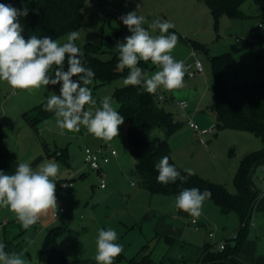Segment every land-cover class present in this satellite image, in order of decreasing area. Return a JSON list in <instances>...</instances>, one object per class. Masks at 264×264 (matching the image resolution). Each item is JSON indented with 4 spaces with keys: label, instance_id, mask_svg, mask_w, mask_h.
<instances>
[{
    "label": "rangeland",
    "instance_id": "1",
    "mask_svg": "<svg viewBox=\"0 0 264 264\" xmlns=\"http://www.w3.org/2000/svg\"><path fill=\"white\" fill-rule=\"evenodd\" d=\"M36 1L19 0L18 3L13 4V7L20 9L26 5L28 10L34 11L37 10ZM171 1L173 2L170 3L169 0H86L83 6L86 23L78 30L80 38L77 42L81 46L88 41L97 43L103 50L100 57L109 58L111 51L116 50L117 43L124 42V38L131 34L120 17L128 12L137 11V15L145 17V27L156 18L167 20L174 24V28H177L184 37L203 44L208 49L207 52L203 50L195 52L190 43L178 42L172 55L176 60L183 61L185 67L198 57L203 63L204 72L197 78H189L185 75L184 87L180 89L169 91L161 88L154 94L164 97L161 100L162 105L174 114L176 121L182 124L178 132L176 131L168 138L176 163L182 169L191 168L205 179L224 184L229 191L235 193L234 178L228 169L224 168L223 163H236L243 158L247 149H259L262 146L261 137L251 131L220 128L217 126V118H214L210 123L214 125L213 129L215 128L210 136L214 141L213 147L207 149L201 147L199 137L198 139L194 137L193 129H189L187 120L192 117L201 128L211 125L200 124L191 111L187 112L189 108L182 109L179 102L184 98L190 101L200 94L202 99L199 105L213 115L215 95L210 65V56L213 55L232 53L235 59L234 64L226 70L228 78L234 84L264 79L262 70L264 60L262 56H259L256 44L264 42V32L262 33L263 28L260 26L259 18L261 7L256 0H244L241 9L248 17L236 19L222 16L217 25L204 0ZM108 4L119 10V16L105 9ZM138 4L140 7L137 9ZM98 13L105 18V21L99 20ZM29 17V13L26 17H20L22 26ZM115 29H119L120 35L114 33ZM258 32L262 34H257ZM68 33L70 32L55 40L60 44L65 43ZM154 34H159L158 30ZM238 37L242 38L240 42L237 41ZM249 40L250 43H248ZM254 40L255 42L251 43ZM157 70L154 66L147 72L151 75ZM126 76H119L107 84L92 88L97 107L104 96H110L113 107L117 109L118 102L114 94L118 88L126 86L123 83ZM40 89L43 92L46 88ZM32 99L39 100L28 91L14 90L6 82L0 81V149L4 152L16 151L21 160L29 148L35 155L44 156L39 165L49 160L56 162L59 165V173L55 178L57 207L62 206L65 211L60 217L54 218L53 209L49 210L36 224L24 229L11 211L0 207V219L14 225L13 228L11 227L13 230L10 236L16 234L18 236L16 241L23 246L21 251L15 253H22L26 264H47L46 255L41 251L46 230L52 226L63 225L71 230L60 240L69 264H97L95 255L98 231L111 228L117 232V243L123 247L120 257L117 256L114 259V264H133L131 259L139 253L144 244H149L151 247L156 244L151 242L156 216L165 213L168 214V219H171V216L177 213L175 201L178 195L151 193L140 183L133 170L135 160L129 150L126 129L119 131V136L110 141L117 155L104 166L107 187L102 188L100 186L102 177L85 161V148L98 147L104 140L95 138L83 127L79 132L64 130L63 134H60V129L56 127L55 115L41 122L37 129L33 128L22 116L30 105L35 103L28 105L26 100ZM165 136V132L160 128L152 131L153 143H157ZM46 150L48 152L66 150V154L65 156H48ZM258 172L263 170L259 168ZM61 183H66V186H61ZM217 210L219 211V207ZM224 216L226 217L220 218L212 225L217 238L228 236L225 238L228 239L230 238L228 231L239 226V219L235 212ZM188 217L187 230H190L194 236V240L190 241L197 245L212 243V241V244H215L216 237H209L206 230L197 233L193 231V226H190V219L193 217L190 215ZM235 233L237 231L234 230L230 235ZM0 243L5 244L1 226ZM162 248V245H156L153 248L152 258L156 261L162 257ZM176 264L195 263L180 261Z\"/></svg>",
    "mask_w": 264,
    "mask_h": 264
},
{
    "label": "trees",
    "instance_id": "2",
    "mask_svg": "<svg viewBox=\"0 0 264 264\" xmlns=\"http://www.w3.org/2000/svg\"><path fill=\"white\" fill-rule=\"evenodd\" d=\"M86 0H37V12H29V20L22 26V35L25 39L35 35L38 38H56L67 32L78 31L86 22L83 13V6ZM213 15L216 24L222 16L244 19L248 17L241 9L244 0H204ZM19 0H0V3L13 4ZM261 7L259 18L263 24L264 32V0H256ZM178 36V42L191 44L196 50L207 52V48L196 40L184 37L175 28L169 29ZM119 35V34H118ZM264 41V40H263ZM77 46L83 52L82 62L85 67L90 68L95 77L89 87L96 88L107 84L115 78L128 75V69H118V50L111 51L109 58H102V46L88 41L82 46L76 41ZM259 49V56L264 59L262 46L264 42L256 43ZM232 53L226 52L220 55L210 56L211 82L214 89V109L217 117V126L220 128H231L237 130L251 131L262 139V147L246 153L241 159L235 172L234 184L236 192L232 193L221 183L213 182L195 173L181 182L167 185L157 181L158 172L155 165L164 157L169 158V163L174 165L181 175H187L173 159L169 137L178 131L181 123L176 121L174 114L165 109L160 96L148 93L139 86H125L115 91L114 98L118 102L117 111L124 117V123L120 126L122 131L126 129L129 150L135 160L134 173L140 183L151 193H163L167 195H179L184 189L198 188L201 191L208 189L213 201L223 214L235 212L239 219V228L234 237L225 239L223 250L214 249V244L206 243L203 246H196L192 243L178 240L174 237H165L169 244L167 253L160 261L150 258L148 245H144L139 253L131 259L133 264H176L177 262H198L206 264H226L224 261L232 260V256L239 253L249 235L250 222L255 203L260 196V190L255 182L256 171L264 165V79L246 81L242 84H234L226 74L227 67L234 64ZM145 71L150 70L154 65L151 62L141 61L138 65ZM64 69L67 70L65 63ZM264 72V68H263ZM74 80L77 77H73ZM47 99V98H46ZM34 105L23 113V118L36 126L52 117L54 113L44 110V103ZM160 128L165 132V138L157 143L152 141V131ZM48 156H65L66 150L61 152H48ZM20 161L15 152L2 151L0 149V170L5 174H14ZM0 226L3 229L5 239V250L9 253L21 251L22 244L16 241V234L10 236L11 222H4L0 219ZM70 228L58 225L47 228L41 248L46 255L47 264H69L67 254L61 245V238L70 233ZM177 252V254H174ZM120 257V255L118 256Z\"/></svg>",
    "mask_w": 264,
    "mask_h": 264
},
{
    "label": "clouds",
    "instance_id": "3",
    "mask_svg": "<svg viewBox=\"0 0 264 264\" xmlns=\"http://www.w3.org/2000/svg\"><path fill=\"white\" fill-rule=\"evenodd\" d=\"M139 7L138 4L137 9ZM27 15L26 5L17 9L0 3V81L14 90L24 91L59 84V94L48 96L43 107L45 111L54 113L60 134L64 130L79 132L83 127L95 138L106 142L119 136L124 117L113 107L110 96H104L99 101V107L96 106L97 101L89 87L95 73L84 66L83 52L75 43L80 38L79 31L68 33L63 44L50 37L38 38L35 35L25 39L20 17ZM120 19L131 33L124 38V42L115 46L118 50V69H128L124 85L142 87L150 94L161 88L171 91L184 87L185 64L172 55L178 36L174 32L169 33V29L175 25L156 18L145 27V17L137 15V11L128 12ZM157 30L159 34H154ZM141 61H150L158 70L149 75L138 66ZM155 167L157 181L164 185L177 180L184 182L195 175L191 168L183 170L187 175H181L169 163L167 156ZM58 173L59 165L51 160L44 161L36 169L29 162H21L14 174H5L0 170V207L11 211L17 222L28 229L43 214L57 208L55 178ZM211 196L208 189H184L177 196L175 206L192 217H199L204 201ZM117 240L118 234L114 229L98 231L97 264H114V259L123 251ZM5 248L6 245L0 243V264H26L22 253H9Z\"/></svg>",
    "mask_w": 264,
    "mask_h": 264
},
{
    "label": "crops",
    "instance_id": "4",
    "mask_svg": "<svg viewBox=\"0 0 264 264\" xmlns=\"http://www.w3.org/2000/svg\"><path fill=\"white\" fill-rule=\"evenodd\" d=\"M164 1H166V0H164ZM169 1H170V3L173 2L171 0H169ZM168 5H169V3H168ZM31 12L36 13L37 10L31 11ZM118 14H119V10H118ZM98 18L101 21H105V18L102 15H100L99 13H98ZM175 29L178 30L177 28H175ZM114 33L120 35L119 29H115ZM257 34H262V33L258 32ZM254 42H255V40L251 41V43H254ZM248 43H250V42L248 41ZM262 50L264 51V46H262ZM262 68H264V65ZM226 74H227V70H226ZM186 75H187V73H186ZM197 76H199V74ZM197 76L189 77V78H197ZM199 81H201V80H199ZM42 87L46 88L45 91H43V92L41 91V89L34 90V91H28L30 95L38 97V99H39L37 101H35L33 99L32 100H26V103L28 105L32 102H35V103H32L29 108H31L34 105L44 101L48 96L53 94L52 92H56L55 94H59V90H60L59 84H57L55 86L49 85V86H42ZM38 92H39V94H38ZM201 99H202V96H200V94H197V96L195 98H193L192 100H190V101L187 100V101H189V104H190L188 107L189 109L187 108L188 109L187 112L191 111L193 113V115H195L194 117H196L199 120V123L205 126V125H209L211 122H213L212 120L214 118H217V117H216V112L214 109L212 110L213 115H211V112H208V111L206 112V110L203 109V107L201 105H199L201 103ZM182 100H186V99L184 98ZM45 121L46 120H44V122ZM38 125L36 126V128L33 127L32 125L31 126L35 129H37V127H39ZM210 125H212V124H210ZM43 127L45 128V126H43ZM189 129H191V128H189ZM214 129H212L211 132H209L208 134L205 135L206 143L200 144L201 147H205L206 149L208 147L209 148L213 147L214 141L211 139L210 136L213 134ZM193 133H194V137L195 138L197 137V139H198V134L194 130H193ZM193 142H195V140ZM254 146H259V145H254ZM247 150L248 151L246 153L253 151V150H256V149H247ZM9 152H13V151L9 150ZM14 152L16 153L18 160H19L18 153L16 151H14ZM171 154H172V148H171ZM172 157H173V155H172ZM43 159H44L43 155H41V154L35 155L34 152L28 148V151L25 152L22 159L19 161H20V163L21 162H29L31 164V166L35 169ZM240 160L237 161L236 163H232V162L223 163L224 168L228 169V172H230V175L233 176V178H234L235 172L239 166ZM111 161H112V159H111ZM216 182H218V181H216ZM255 182L257 184V187L260 190V196L255 203L254 210L252 213L249 235H248L247 239L245 240L240 252L231 257L232 260L234 262H236L237 264H264V235H263L264 234V169H263V172H260V173L258 172V170L256 171ZM215 205L216 204L213 201L211 202V200H205L204 201L202 211H201V215L199 217H196L198 219L200 225H201L199 227V229H195L192 221L190 222V224H191L190 226L191 227L193 226V229H194L193 231H195L197 233V232H200L201 230H206V233L209 236V232L214 231L212 224H214V222L219 221L220 218L226 217L224 215H227V216L230 215V213L223 214L221 212L220 208H219V211H220L219 212L217 210L218 206H215ZM175 209H176L177 213L175 212L174 215L171 216V219H168L169 218L168 214L160 213V214H158V216H156V220L154 223V228H153L154 236L151 238V242H153L154 244L156 243L155 246L156 245H162L163 246L162 253H161V255H162L161 259L167 253V251L169 249V244H168L167 240L165 239V237H174L178 240H183V241L192 243L193 245H196V246H203V245H197V244L193 243L192 241H190V240H194V236L192 235V232L190 230H187L186 224H189V221H188L189 214L184 212V211L178 210L177 208H175ZM238 228H239V226L236 228L234 227V229L232 228L233 230L230 229L228 231L229 233H227V234H229L230 238H232L236 235V233L233 235H230V234H232V231H234V230L236 232L238 230ZM215 237H216V240H214V243H217L221 240H225V238H227L228 236H223V237L220 236V238H217V235L215 233ZM206 243L212 244L213 241H212V243L211 242H206ZM144 245H148L147 254H149L151 259L156 261L154 258H152V254L154 253L153 248L155 246L151 247L149 244H144ZM160 260H158V261H160ZM193 263L200 264L198 262H193Z\"/></svg>",
    "mask_w": 264,
    "mask_h": 264
},
{
    "label": "built area",
    "instance_id": "5",
    "mask_svg": "<svg viewBox=\"0 0 264 264\" xmlns=\"http://www.w3.org/2000/svg\"><path fill=\"white\" fill-rule=\"evenodd\" d=\"M105 8L109 12H111L113 15H117V16L119 15L118 10L114 6L108 4L105 6ZM260 26L262 27L263 24L260 23ZM241 40H242L241 37L237 38L238 42H240ZM249 42H250V40H249ZM195 56H196V54H195ZM202 72H204V66H203L202 61L198 57H196V59L192 63H189L186 65V73L189 77L197 76L198 74H200ZM160 98L162 99L163 96L160 95ZM189 105H190L189 101H187V100H181L179 102V106L184 110H186L189 107ZM187 124L190 128H192L198 134V137H199L200 142L202 144L206 143L205 135L208 134L209 132H211L213 127H214V125H211L210 127H207V128H201L194 121V119L192 117L188 118ZM116 155H117V151H116V149L111 147L110 141H108V142L104 141L100 146L95 147V148L88 147V146L85 148V161L88 163V165L91 167V169L97 171L100 174V176L102 177V180L100 182V186L102 188L107 187V181L105 179L106 173L104 171V166L107 165L111 161L112 157H114ZM260 169L263 170L264 165H262L260 167ZM60 185L65 187L66 183H61ZM64 211H65V209L62 206H58L56 209L52 210L53 217L54 218L60 217ZM191 221L194 225V228L199 229V227L201 225H200L198 219L196 217H193L191 219ZM209 236L214 237L215 236L214 231H210ZM225 244H226L225 241L221 240V241L215 243L213 245V247H214V249L221 251L225 248Z\"/></svg>",
    "mask_w": 264,
    "mask_h": 264
},
{
    "label": "water",
    "instance_id": "6",
    "mask_svg": "<svg viewBox=\"0 0 264 264\" xmlns=\"http://www.w3.org/2000/svg\"><path fill=\"white\" fill-rule=\"evenodd\" d=\"M222 262H225L226 264H233L232 262H230V261H222ZM206 264H212V262H207Z\"/></svg>",
    "mask_w": 264,
    "mask_h": 264
}]
</instances>
